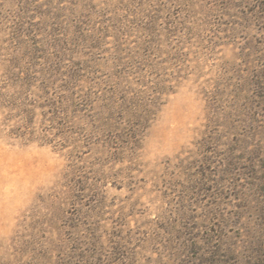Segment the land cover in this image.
<instances>
[{"label":"rangeland","instance_id":"374dc122","mask_svg":"<svg viewBox=\"0 0 264 264\" xmlns=\"http://www.w3.org/2000/svg\"><path fill=\"white\" fill-rule=\"evenodd\" d=\"M0 264H264V0H0Z\"/></svg>","mask_w":264,"mask_h":264}]
</instances>
